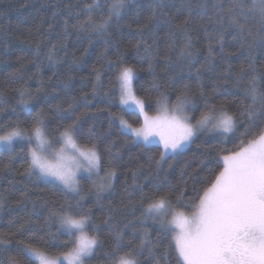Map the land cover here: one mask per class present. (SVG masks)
<instances>
[{
    "label": "snow or ice",
    "instance_id": "snow-or-ice-1",
    "mask_svg": "<svg viewBox=\"0 0 264 264\" xmlns=\"http://www.w3.org/2000/svg\"><path fill=\"white\" fill-rule=\"evenodd\" d=\"M132 2L78 0L76 5L66 6L68 11L60 33L63 40L48 49V60L59 63L55 57L58 51L67 53V40L73 33L78 37L82 33L92 34L105 38L106 45L111 44L109 29L123 18L127 5ZM165 6V0H152L151 15L136 29L140 39L134 45L138 57L151 58L155 41L149 43L145 34L153 33L163 17L174 38L163 57L165 76L157 78L150 63L148 71L153 79L139 93L135 83L138 70L122 57L106 60L101 68H92L96 81L93 95L97 85L102 86V70L106 69L112 76L104 97L118 99L120 113L138 112L142 122L138 120L137 125L122 114L109 112L108 129L98 133L93 123L85 131V121L94 120L95 115L89 116L87 111L77 114L79 101L85 102L86 109L91 101L87 94L71 95V77L63 82L67 100L47 109L35 108V105L47 103L51 93L42 98V88L36 94L26 88L17 89L18 110L15 106L12 109L16 119L0 123V146L10 154L11 161L15 155L24 153L23 147L16 152V144L25 142L27 158L21 175L49 184L60 202L49 209L40 231L20 225L17 234L28 235L19 241L20 249L16 256L9 257L8 264H21V260L23 264H90L100 249H104L103 264H264V86L261 85L264 72L249 65L248 68L241 66L235 74L234 84L244 93V100L235 111L228 101L213 102L202 86L197 93L188 82L181 84L185 63L189 78L194 75L199 83L204 70L212 71L216 67L217 56L223 61L229 60L233 54H225L227 36L242 43L251 38V44L264 46V0H186L187 15L175 24L164 13ZM61 14L59 10L52 12L51 18L58 23L49 25V35L54 27H61ZM194 15L207 18L195 29L207 41L203 62H200L201 50L195 47L200 37L192 34ZM251 23L258 24L255 35ZM176 37L182 41L178 51ZM35 52L38 58L40 43L36 44ZM197 63L199 68H195ZM174 68H180V72L169 75ZM55 75L49 77L50 84ZM223 75L226 81L233 78L230 64ZM11 77L17 78V73ZM173 92L175 100H172ZM153 104L156 114L149 115L147 109ZM117 122L121 135L130 137L131 144L143 149L158 146V156L147 155L146 163L129 170L131 184L125 181L124 197L129 203L134 200L133 207L138 206L142 211L139 217L123 226L119 222L113 224V220L127 205L121 203L117 207L109 201L108 214L101 222H97L93 212V207H103L105 194H111L117 178L121 149L113 153L116 141L107 149L106 162L100 151V142L112 135L111 129ZM198 140L200 155L186 160L181 169L183 186L172 185L167 181L168 169L173 167L169 159L182 155ZM127 146L128 141L122 147ZM213 161L214 166L210 167ZM193 163L196 167L188 173V179L195 183L189 194L185 174ZM0 165V171L7 168L2 161ZM141 176L150 183H140ZM84 180L89 182L87 191ZM93 197V206L85 207L86 201ZM29 200L30 192L25 190L16 203L25 206ZM32 203L35 212L36 204ZM44 206L47 207V202ZM149 220L156 226L155 238L145 226ZM102 225L108 229L107 242L101 238ZM127 228L133 229L129 239H125ZM9 235L0 233V245L9 242L6 239Z\"/></svg>",
    "mask_w": 264,
    "mask_h": 264
},
{
    "label": "trees",
    "instance_id": "trees-1",
    "mask_svg": "<svg viewBox=\"0 0 264 264\" xmlns=\"http://www.w3.org/2000/svg\"><path fill=\"white\" fill-rule=\"evenodd\" d=\"M78 0H0V123L16 119L13 114V107L19 99L17 89L26 88L33 94H36L38 88H42L40 92L43 98L46 94L51 93L47 97V103H38L35 108L44 107L45 109L53 107L57 103L66 101L67 98L63 92V82L71 77V95L80 97L84 94L88 95V100L91 101L90 106L86 109L84 101H79L77 106V114L87 111L89 116L95 115V119H87L84 123V130L87 131L89 125L95 124L97 132L100 133L108 129L109 112H116L124 115L125 119L129 120L133 125H137L138 120L142 122L134 111H126L120 113L118 99L112 100L105 98L103 93L109 87V79L112 73L106 69L102 70V86L97 85L96 94L93 95V85L96 83L95 74L92 73L93 66L101 68L106 60H115L122 57L129 65H135L138 72V79L135 82L137 91L143 93L144 89L149 87L153 79L152 73L148 71V66L151 63L157 74V78L165 76V61L163 57L169 51V45L173 42V37L169 34V25L164 22V18H160V23L155 27L153 33L145 34V39L154 44V52L151 58L145 56L143 59L137 56L134 45L140 37L136 33V29L145 24L152 12V0H133L127 5L123 18L118 23H113L109 29L111 34V44H105V38L97 37L92 34L82 33L79 37L73 33L67 40L68 50L58 51L55 59L59 63L53 64L47 58L48 49L52 44H58L63 40L60 35L62 32V22L68 11L66 6L76 5ZM186 0H165L164 13L172 22L179 23L183 21L187 15L184 7ZM59 10L62 14L59 17L61 27H54L49 35V25H57L58 21L53 20L52 12ZM83 18V17H81ZM206 17L202 19L199 15L192 17L193 36H199L200 40L195 47L201 50L200 62H203L206 55L207 41L204 39L202 32H197L195 29L206 21ZM253 35L256 33L258 24L251 23ZM91 41V43H90ZM177 51L182 45L179 37L175 38ZM41 44V52L37 58L35 46ZM251 45V46H250ZM225 54L232 53L228 61H223L219 56L216 58V67L212 71L204 70L199 83L196 78H189L187 63L183 65L184 80L191 85L192 91L199 93L202 90L207 94L213 102L228 101L229 107L235 111L238 109L241 101L244 100L242 88H237L234 84L235 74L239 73L241 66L248 68L252 65L256 70L264 72V46L260 44H251V38L247 42L234 40L231 36H227L224 42ZM87 50V51H85ZM156 51L159 55H156ZM216 51H219L217 48ZM141 55L143 53L141 52ZM175 59V54H173ZM35 61V63H33ZM69 64L73 67L70 69ZM231 65L233 78L225 80L223 75L224 69ZM200 63H197L195 68H199ZM195 68L192 72H195ZM180 72V68H174L169 75H175ZM17 73V78L13 79L11 74ZM56 74L51 84L49 77ZM164 81L161 80V83ZM264 86V81H261ZM180 85H177L179 87ZM213 89H216L215 93ZM59 93V95H56ZM176 93H172V100H175ZM202 103V102H201ZM35 108L32 114L35 115ZM107 109V111H101ZM149 115L156 114L155 105H150L147 109ZM198 114V113H197ZM23 117V113H20ZM112 135L100 142V151L104 155L105 162L108 158L107 149L112 141H116V147L112 149L113 153L117 149H121V155L118 162L117 178L114 181V189L111 194H105V199L102 201L103 207H93V212L97 218V222H101L109 211V201L112 205L119 207L122 204L127 205L114 217L113 224L119 222L121 226L127 224L129 220L139 217L141 208L133 207L135 201L129 203V200L124 197L123 189L126 186L125 181L131 184L130 169H135L138 164L146 163L147 155L158 156V146L153 145L150 149H143L139 145L130 143V137L121 135L119 131V122L111 129ZM203 139V137H201ZM128 141L127 147H122ZM190 145L182 155L175 159L170 158L168 163L173 167L168 169V164L165 168L168 169L167 181L177 187L183 186L181 180V169L184 168V162L193 156H199L200 150L197 145ZM21 147L24 148L22 155H15L9 161V153L6 149H0V161L3 165H7L3 171H0V195L3 197V202L0 204V233H10L6 237L7 244L0 245V264H8L9 257L16 256L20 249L19 241L24 239L28 233L24 235L17 234V229L20 225H25L27 228L36 231L41 230L45 217L49 214L50 208H55L59 204L58 196H54L50 190V185L43 180H38L35 177L31 179L25 178L23 173L27 145L26 143L16 144V152L19 153ZM228 147H232L229 144ZM214 161L209 165L214 166ZM2 166V165H0ZM196 167L195 163L188 168L185 174V179H188V173H192ZM219 169H217L218 171ZM206 171V169H205ZM204 173H201L203 175ZM103 175V172L101 173ZM163 176V173L161 174ZM139 182L148 184L143 176L139 177ZM84 190L87 191L89 182L82 181ZM194 180L188 179L187 188L191 194ZM25 190L30 192V200L25 206L17 205L16 201L20 198L21 193ZM147 190V189H146ZM94 197L85 203V207H92ZM36 204L35 212H33V203ZM55 201V203H54ZM47 202V207L44 206ZM190 211V210H189ZM151 232L153 238L157 236L156 226L152 221H147L145 225ZM53 226L52 231H55ZM125 231V239L131 238L133 229L127 228ZM43 234V232H41ZM101 238L108 241V229L102 225ZM167 243V241H164ZM104 249H100L97 256L92 258L90 264H103L101 259ZM19 259V258H18ZM21 264L23 261L21 260Z\"/></svg>",
    "mask_w": 264,
    "mask_h": 264
},
{
    "label": "rangeland",
    "instance_id": "rangeland-1",
    "mask_svg": "<svg viewBox=\"0 0 264 264\" xmlns=\"http://www.w3.org/2000/svg\"><path fill=\"white\" fill-rule=\"evenodd\" d=\"M134 112H135V111H134ZM136 113L139 114L138 112H136ZM141 118H142V117H141ZM18 143H25V142H18ZM18 143H17V144H18ZM56 147H59V145L57 144ZM0 149H5V148H3L2 146H0Z\"/></svg>",
    "mask_w": 264,
    "mask_h": 264
}]
</instances>
